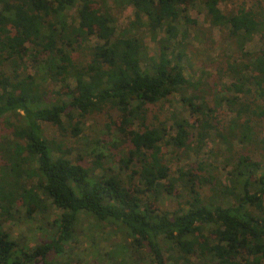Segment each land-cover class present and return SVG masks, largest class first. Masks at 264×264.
Segmentation results:
<instances>
[{"label":"trees","instance_id":"16d2710c","mask_svg":"<svg viewBox=\"0 0 264 264\" xmlns=\"http://www.w3.org/2000/svg\"><path fill=\"white\" fill-rule=\"evenodd\" d=\"M112 1L125 23L108 0H0V264H71L84 220L127 239L112 264H264V0H202L207 31L197 0ZM36 214L32 247L3 228Z\"/></svg>","mask_w":264,"mask_h":264},{"label":"rangeland","instance_id":"374dc122","mask_svg":"<svg viewBox=\"0 0 264 264\" xmlns=\"http://www.w3.org/2000/svg\"><path fill=\"white\" fill-rule=\"evenodd\" d=\"M108 5L112 6L111 11L115 13L117 22L119 21L118 23H125L127 21V16L132 14L133 11L131 6L127 4H123L121 7H119V9L113 7L112 0H108ZM70 13H74V9H72ZM204 14L205 6L202 3V0H197L195 2V5L190 9V16L198 20L201 25L205 26L204 29L205 31H207L209 27L208 24L206 25L204 22ZM210 35L213 40H220V36L215 30H213V33H211ZM92 40L93 41L91 42H95L94 39ZM189 41H191L192 45L196 47L195 53L193 52V54H191L192 61L195 64L194 68H200L203 61H205V63L208 61V53H205L202 49L204 43L202 42V40L196 42L192 40V38H190ZM192 45L191 48H188L189 51H191V49H194ZM258 46L259 40L258 37H255L251 42L247 43L246 48L249 50H255L256 48H258ZM154 48L155 46L151 44L149 50L153 51ZM208 63L206 64L205 68H202L203 70L210 71ZM91 122L92 120L90 119L88 123L90 124ZM49 133L53 134L51 128H49ZM84 135H82L78 141H73L74 139H72V142L70 144L73 147L84 145V148L81 151L83 155L87 151H91V148L94 146L96 139L101 138L100 135L96 137L91 129L85 132ZM207 143L210 147H215L216 145L212 144L211 141L209 142L208 140ZM73 155H76V152L73 153ZM184 165L185 167H187L186 164ZM222 177L223 174L221 173L220 178ZM161 206L174 207V197H163V199L161 200ZM47 213L48 221V219L51 220L54 217L55 213H57V210L49 208ZM34 217L35 218L30 220V222H26L21 218L20 221L15 220L14 222L4 223L3 228L7 229L11 237H20V235H24L26 237V243H28L29 246L32 247L38 243L39 238H45L46 232L49 231L47 230L49 228L42 226V220H44V218L39 217L37 214ZM82 223L83 224H81V227L76 231V241L66 246V249H68L71 253V264H112V261L110 259H107V252H118L120 248H118L117 244L120 242L126 244L127 239H125L123 236H120V234H109L108 228L105 226H102L101 228L99 226L95 227L94 221L92 220H84ZM124 253L125 252H122L121 254ZM65 259H67V257H65Z\"/></svg>","mask_w":264,"mask_h":264}]
</instances>
